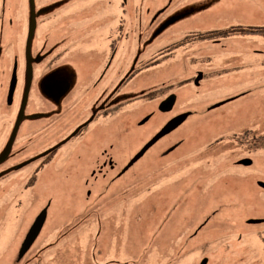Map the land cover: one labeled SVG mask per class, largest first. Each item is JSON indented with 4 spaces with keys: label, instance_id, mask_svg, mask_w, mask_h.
<instances>
[{
    "label": "flooded vegetation",
    "instance_id": "1",
    "mask_svg": "<svg viewBox=\"0 0 264 264\" xmlns=\"http://www.w3.org/2000/svg\"><path fill=\"white\" fill-rule=\"evenodd\" d=\"M38 2L0 0V198L2 197L0 209L2 210H4L3 204L10 201V194H14L20 185L23 186L26 178L31 175L30 169L25 168L21 163L24 162L26 165L32 160H28L32 158L29 155L32 152L30 145L32 136L36 133L39 138L44 136L45 141L48 137L47 151L36 159L39 167L42 165L45 167L54 163V157L66 146L70 133L76 134V138L87 133L94 120L100 115L107 122L117 120L118 125L107 124L108 129L115 128L114 131H117L114 140H109L106 142L107 145L99 150L95 167L88 172V177L101 179L102 182L107 179L104 181L106 185L115 179L119 180L126 173L136 171L134 167L150 147L141 156L136 158V155L167 122L186 114L184 119L167 134L183 124H188L186 120L194 114L188 110L192 102L202 98L218 99L215 94L219 93L215 92V88L219 84L234 85V88L240 85L242 87L231 89V93L223 96L224 99L213 103L214 100L208 106L210 110L208 115L213 113L211 109L235 99L239 101L238 105L242 110L249 111L253 107L260 109L263 106L258 102L264 98L262 96L264 89L259 93L262 94L261 98L258 97L260 101L256 98L258 94L255 90L257 85L263 87L264 73L255 77L254 68H250L254 63L246 62L244 59V54L249 51L252 53L262 51L253 47L248 48L243 40L255 34H264L262 26L230 22L199 29L203 30L199 32L191 29L185 32L186 27L179 25L177 30L159 39V33L168 24L188 16L192 10L184 9L179 14L160 20L168 5L153 9L152 5L148 4L152 0H104V2L102 0L103 3H98L97 6L91 3L89 8L80 9L72 0L70 6L72 8L64 14L62 12L69 7L58 11L55 14V22L47 26L46 18L39 14L42 12L40 9L46 7L45 1L38 0ZM98 9L100 13L95 14ZM79 18L95 22L79 26ZM166 22L169 23L162 28L161 26ZM102 26L108 28L107 39L101 48L95 49L92 44L99 32L104 30ZM78 29H81L79 35ZM34 30L36 37L32 41ZM48 32L51 36L57 34L63 40L62 43L52 42L51 44L56 45L52 50L43 40ZM225 41H229L230 47L222 50L226 46ZM201 43H209V46H202ZM182 49L184 51L179 54L178 50ZM206 51H211L216 56H208ZM191 52L194 54L190 55ZM176 54L179 55L175 56ZM192 59L194 60L191 61ZM206 59L209 61H205ZM163 64H166V67L160 68ZM212 64L214 66H211ZM245 65V70H242ZM216 71L217 73L213 74ZM223 71L226 73L222 74ZM69 92L70 94L67 95ZM180 94L185 96L183 103H179ZM63 104H67V107L70 104V108L57 109ZM52 106L56 108L55 111ZM126 114L130 119L129 124L125 121ZM163 115L166 117L160 124L162 126L151 133L146 141L141 142V140L134 145L139 137L137 130L140 126L154 116L159 118ZM232 118L194 122L193 131L189 129L188 141L192 135L198 136V141L204 144L203 147H208L212 143L220 144L221 142L217 141L222 139L223 135L234 136L238 128L246 125L239 117ZM252 121L243 128L246 135L245 143L251 153L245 156L228 155L208 168H200L199 164H197L199 168H186L188 166L186 162L191 156H201V154L195 151L181 153L185 148L191 149L192 144L183 142V139L175 140L162 152V156L165 157L177 156L168 162L172 167L169 168L168 174L176 175L178 170L182 171V174H193L186 178L189 184L185 186L191 192L200 190L208 192L216 188L215 181L221 179L225 183L223 184L225 188H231L226 186L227 181L224 182L228 179L226 177L229 176L230 181H233V178L236 179L240 175L242 180L236 185L240 191H235L236 194L246 192L253 197L254 193H261L264 202V116L258 119L257 126ZM260 121L263 129L258 127ZM216 125H224L228 129ZM32 129L38 130L32 131ZM258 130L259 134H256L255 131ZM200 136L204 138L201 139ZM75 144L74 142L73 145ZM184 144L186 146L183 149L181 147ZM235 144H238L237 141ZM256 144L258 146H255ZM93 151L94 149H91V153L87 154L92 155ZM117 152L120 154L118 159H116ZM254 154L258 155L257 158ZM35 158H33L34 162ZM245 168L249 172L238 174V170ZM4 182L6 184H3ZM93 183L94 180L88 182L90 189L87 192H90L91 188L95 189ZM203 183L204 185H201ZM30 205L28 204L27 207ZM110 219L107 218L106 224ZM209 219L200 218L195 223L187 221L189 224L186 222L187 227L183 235L188 237L184 243L187 247L190 246L192 238L208 228L218 237L215 246L220 249L214 250L215 255L211 253L213 243L209 249H205L208 248V241H204L196 250L195 256L200 257L197 264H209L210 259L222 255L230 257L237 255L239 259L244 258L247 254L246 249L252 248L249 243L253 239L250 237L258 236L264 241V237H261L262 233L260 234V231H264V218L246 220L226 218L230 219V222H223L222 228L207 225ZM240 221H246V225L242 226ZM180 223L181 221L178 224ZM246 232L249 233L244 238ZM250 234L254 236H249ZM225 236L227 237L224 238ZM257 242H259L258 238ZM188 251L190 250H185L186 253ZM23 258L17 262L23 264L21 263ZM11 262L16 263V260L13 259ZM32 262L26 264H33Z\"/></svg>",
    "mask_w": 264,
    "mask_h": 264
},
{
    "label": "rangeland",
    "instance_id": "2",
    "mask_svg": "<svg viewBox=\"0 0 264 264\" xmlns=\"http://www.w3.org/2000/svg\"><path fill=\"white\" fill-rule=\"evenodd\" d=\"M35 1L39 3L38 0ZM44 1L46 7H42L40 9L42 12L39 14L46 18L45 24L47 26L55 22V14L58 11H63L69 7L62 12L64 14L72 8L70 7L72 0ZM74 2L80 9L89 8L91 3L97 6L102 0H74ZM148 4L152 5L153 9L168 5L166 6L167 12H163L160 20L179 14L184 9L192 10L188 16L186 15V19H184L186 16L181 17L176 22L168 24L159 33V39H163L173 30H177L179 25L186 27L185 32L190 31L189 29L199 32L203 31L199 29L225 25L230 22L264 27V0H152ZM98 12L100 13V9L96 10L95 14ZM94 22L84 18L78 19L79 26L90 25ZM102 29L106 32L103 30L96 36L92 44L95 49L101 48L107 39L108 28L102 26ZM80 31L81 29L77 30L78 35L81 34ZM35 37L36 30H34L31 40L34 41ZM43 40L50 50L56 46L51 44L52 42H63L57 34L51 36L50 32L45 35ZM243 40L245 44L247 43L248 48L253 47V49L262 51L261 53L249 51L244 54L246 62L254 63L250 67L254 68V76L259 77L264 73V34H255L253 37ZM201 45L209 46V43H201ZM225 45L222 50L229 49V41H225ZM181 51L184 50H178V53L181 54ZM205 53L208 56H216L211 51ZM192 54L194 53L191 52L190 55ZM205 61L208 62L209 59ZM160 62L162 63V61ZM164 67L166 64L160 65V68ZM245 68L246 65L242 70ZM216 73L217 71L213 74ZM224 73L226 71L222 72V74ZM223 85L219 84L215 88V92L219 93L218 95L215 94L218 99L215 97L196 99L189 107L187 106L188 110L194 113L186 120L189 123L181 125L177 130H173L150 146L134 167L136 168V171L132 172L134 174L126 173L119 180L115 179L112 183L108 182L107 186L104 182L107 179L102 182L101 179L88 177V172L95 167V159L99 157V150L107 145L106 142L114 140L117 131H114L115 128L108 129L107 124L118 125L117 120L107 122L100 115L94 120L87 133L77 138L75 137L76 134L70 133L66 146L61 151L59 150L55 157L53 155L54 163L45 167H43L44 165L39 167L36 159H39L40 155L47 151L48 137L45 141L44 136L39 138L38 133L32 136L30 145L32 152L29 154L32 158L28 159L32 160L26 165L24 162L21 163L25 168L30 169L31 175L26 178L23 186L20 185L14 194H10V201L3 204L4 210L0 209V264H20L17 261L16 263L11 261L16 260L22 233L39 211V208L46 206L47 203L45 226L34 246L21 261L23 264L29 261H33V264H197L200 257L195 256L196 250L203 245L204 241H208V248L205 249H209L213 243L211 253L215 255L216 251L220 249L215 246L218 237L213 235L210 232L211 229L208 228V230L202 231L198 236L192 238L190 246L187 247L184 243L188 237L183 234L188 222L195 223L200 218H210L207 225L222 228L223 222H230V219L226 218L263 219L264 202H262L261 193H254L253 197L246 192L236 194L235 191H240L236 186L237 182L240 184L242 180L240 175L238 178L236 177L237 181L235 178L230 181V177H226L228 179H225L224 182L227 181L226 186L231 188H225L223 185L225 183L221 179L214 183L218 188H212L208 192L201 190L191 192L185 186L189 184L186 178L193 174H182V171L178 170L176 175L170 173L169 175V168L172 167L168 165V162L177 156H162V152L171 143L182 139L183 142H189L192 145L191 149L185 148L181 153H194L195 151V153L200 152L199 154H201V156H191L190 161L186 162L188 163L186 168H199L200 166V168H208L217 160L228 155L245 156L251 153L245 143L246 135L243 128L247 127L252 120L257 126L258 119L260 120L264 116V98L260 101L264 94L259 95L264 89V85L263 87L257 85L255 90L256 94L259 95H256V98L261 96L258 98L260 101L258 104L263 105L262 108L253 107L249 111L242 110L239 108V101L235 99L211 109L213 113L208 115V111H210L208 106L214 100L213 103L224 99L223 96L231 93V89L242 87L241 85H235V88L234 85ZM177 93L179 94V90ZM69 94L70 92L67 95ZM184 98L183 95L179 96V103H183ZM66 105L63 104L57 109L70 108V104L68 107ZM52 108L54 107L52 106ZM126 116L128 114L125 115V121L129 124L130 119ZM165 117V115L159 116V118L154 116L140 126L137 130L140 138L136 139L134 145L141 140V142L147 140L151 133L162 126L160 124ZM231 117H233L232 119L239 117L241 122L246 125L245 127L238 126L240 128L234 136L223 135L222 139L217 141L221 142L220 144L212 143L208 147H203L204 144L198 141V136L193 137L192 135L188 141L189 129L193 131L194 122L209 121L214 118L220 121L231 119ZM216 126H223L222 128L228 129L224 125ZM258 127L263 129L261 121ZM37 130L32 129V131ZM259 130L255 133L259 134ZM127 137L129 138V133H127ZM200 138L202 139L204 136H200ZM235 141L238 144H235ZM74 142L75 145H73ZM185 146L186 144L181 148L184 149ZM195 148L197 150H194ZM91 149L94 151L92 155H88L87 153H91ZM119 155L117 152L116 159L120 158ZM254 155L257 158L258 155ZM33 158H35V162ZM241 172L247 173L249 171L246 168L238 170V174ZM86 180L88 182L94 180L95 189L91 188L90 192H87L90 187ZM104 185L105 187H103ZM1 195L5 196L6 194ZM1 201L2 197L0 198ZM28 204H31L30 207H27ZM108 217L111 219L106 224ZM180 221L181 223L178 224ZM184 222L185 224H183ZM240 222H242V226L246 225V221ZM248 233L246 232L244 238L247 237ZM260 234L261 237H264V231H260ZM249 236H254V234ZM254 237H250L253 239L249 243L252 248L246 249L247 254L244 258L239 259L237 255L235 257L229 255L212 256L213 259H210L209 264H264V241L258 236ZM257 238L259 242H257ZM187 249L190 251L186 253L185 250ZM214 250L216 251L214 252Z\"/></svg>",
    "mask_w": 264,
    "mask_h": 264
},
{
    "label": "water",
    "instance_id": "3",
    "mask_svg": "<svg viewBox=\"0 0 264 264\" xmlns=\"http://www.w3.org/2000/svg\"><path fill=\"white\" fill-rule=\"evenodd\" d=\"M170 22V21H169ZM169 22H166L161 27H165ZM186 114L181 115L180 117H176L175 119L167 122L148 142H146L141 150L136 155V158L141 156L151 145H153L159 138L167 134L171 129H173L179 122H181ZM134 160V159H133ZM131 160V161H133ZM130 161V163H131ZM129 165V164H128ZM47 208L46 206L39 208V211L34 215L31 222L25 228L22 233L21 240L19 242L17 253H16V261H20L26 252L31 249L36 241L39 238L41 231L43 230L46 218H47ZM252 222H258L257 220H252Z\"/></svg>",
    "mask_w": 264,
    "mask_h": 264
}]
</instances>
